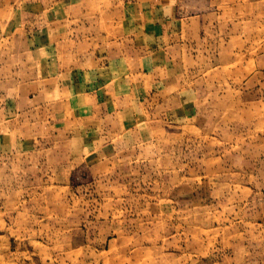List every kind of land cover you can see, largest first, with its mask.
<instances>
[{"label": "rangeland", "instance_id": "374dc122", "mask_svg": "<svg viewBox=\"0 0 264 264\" xmlns=\"http://www.w3.org/2000/svg\"><path fill=\"white\" fill-rule=\"evenodd\" d=\"M0 264H264V0H0Z\"/></svg>", "mask_w": 264, "mask_h": 264}]
</instances>
